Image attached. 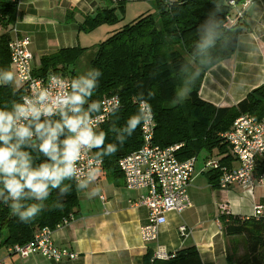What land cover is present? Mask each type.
I'll return each instance as SVG.
<instances>
[{"label": "trees", "instance_id": "16d2710c", "mask_svg": "<svg viewBox=\"0 0 264 264\" xmlns=\"http://www.w3.org/2000/svg\"><path fill=\"white\" fill-rule=\"evenodd\" d=\"M224 0L222 21L234 18L238 5L245 0H233L236 7ZM259 1V0H252ZM123 3L119 4L120 13L124 14ZM155 14L142 16L132 23L124 25L111 37L98 44L89 61L90 68L102 72L99 87L92 99L118 97L120 119L118 126H123L127 118L138 110L140 95L152 108L155 121L153 144L165 149L182 144L176 154L179 161L197 159L201 153L209 157L214 154L219 167L206 174L211 186L218 187L222 173L220 168L232 169L236 161L229 147L221 139V134L230 130L233 122L241 115H251L264 119V85L252 90L243 100L231 107H216L203 101L199 91L209 67L197 81L189 97L181 104H173L175 90L179 86L177 68L188 56L196 37V29L213 8L211 0L176 1L169 7L167 0H153ZM16 3L0 0V23L4 28L14 24ZM72 11L68 10V21L73 20ZM120 20L116 9L103 10L94 17H85L80 30L92 32L101 25H115ZM233 37L226 50H218V65L228 60L236 50L238 37L249 27L242 22L226 29ZM9 37L0 35V68L10 69ZM86 49H61L55 53L40 57L38 68L32 71L36 77L60 74L69 79L77 76L74 67ZM73 67V69H72ZM24 96V89L0 86V106ZM114 117L110 116L99 130L108 132ZM107 142H114L113 134L108 132ZM140 127L119 146L114 156L106 157L100 171L112 174L121 173L118 161L141 147ZM95 151V150H94ZM122 175V174H121ZM254 178L264 177V156L255 161ZM56 192L46 201L47 207L31 223H22L14 216L11 209L0 204V249L13 245L23 246L30 242L35 234L44 228L54 230L78 207V192L73 189L63 198L62 207L56 208ZM219 222L225 236L243 237L246 242V254L239 260L227 257V264H264V221L239 219L232 216H220ZM146 255L143 264H201L195 248L183 250L166 261L152 260Z\"/></svg>", "mask_w": 264, "mask_h": 264}, {"label": "crops", "instance_id": "0c3cea01", "mask_svg": "<svg viewBox=\"0 0 264 264\" xmlns=\"http://www.w3.org/2000/svg\"><path fill=\"white\" fill-rule=\"evenodd\" d=\"M121 3L125 15L129 6L141 4V12L135 20L153 14L143 11L146 3L154 8L153 0H17L15 22L6 28L0 23V35L7 34L9 39L14 36L29 39L34 70L43 55L74 48L86 49L84 55L111 37L123 26L116 29L118 25H101L92 32H84L79 27L86 16L94 17L107 9H116V16L123 20L124 14L118 7ZM68 10L73 13L72 21L66 17ZM243 23L249 31L238 37L236 50L228 60L206 73L199 91L203 101L216 107L235 106L252 90L264 85V0L252 1ZM241 81L246 82L243 88L239 86ZM200 155H203L201 159ZM200 155L188 189L192 207L167 214L156 242L143 243L139 233L148 223L149 210L134 204L146 191L128 190L121 173L100 171L95 185L100 188L99 195L88 199L83 192H78V207L70 214L73 220L54 229L52 234L56 246L77 254L75 260L54 263L37 254L22 260L7 257L4 252L0 259L4 264H143L148 254L155 260L158 248L172 258L183 250L195 248L201 264H227L228 256L243 257L245 239L225 236L219 217L243 219L250 216L254 204L264 203V185L255 186L251 191L239 185L214 188L208 182L209 170L205 163L216 156ZM237 166L235 162L233 168ZM181 226L191 231L188 237H181L178 231Z\"/></svg>", "mask_w": 264, "mask_h": 264}, {"label": "clouds", "instance_id": "9594fccd", "mask_svg": "<svg viewBox=\"0 0 264 264\" xmlns=\"http://www.w3.org/2000/svg\"><path fill=\"white\" fill-rule=\"evenodd\" d=\"M213 8L196 29V39L188 56L177 68L180 81L173 104L183 103L202 73L215 66L218 50L232 43L221 19L224 0H211ZM169 7L176 0H167ZM252 55V53H249ZM102 72L90 68L70 80L51 74L47 87L35 88L31 95L0 106V204L9 207L22 223H31L47 207L56 192L54 207H62L63 198L73 189L88 199L99 195L96 182L106 157L114 156L119 146L141 125L153 120L150 103L140 95L139 107L123 126H118L120 103L108 106L92 97L99 87ZM0 86L18 87L16 73L0 68ZM241 88L246 86L241 81ZM114 117L108 132L98 129L99 113ZM94 154L82 161L89 153Z\"/></svg>", "mask_w": 264, "mask_h": 264}, {"label": "built area", "instance_id": "2783aa9c", "mask_svg": "<svg viewBox=\"0 0 264 264\" xmlns=\"http://www.w3.org/2000/svg\"><path fill=\"white\" fill-rule=\"evenodd\" d=\"M9 1L17 2V0ZM251 3L252 0H245L239 4L236 16L226 19L225 28L230 29L242 22ZM229 5L236 7L233 0L229 1ZM13 32L16 33L15 30ZM29 45V39L20 36H14L7 45L10 53V69L16 73L19 81L18 88L24 89V96L31 95L35 88L47 87L51 75L36 77L32 74L33 58L29 53ZM61 76L65 80H70L68 77ZM115 99L118 97L104 98L102 102L108 106L110 102L114 103ZM99 115L105 118L99 121L98 129L110 117L103 111ZM154 130V118L147 126L141 125V147L121 158L117 164L128 190L146 191V194L134 204L135 206H145L149 210L148 223L139 232L140 238L145 244L156 242L160 227L166 223L167 214L180 213L192 207L188 189L194 177L196 164L195 158L183 162L178 160L176 154L182 144L165 149L154 145ZM220 136L228 145L230 154L236 159L238 166L233 169L220 168L222 176L219 186L225 189L231 185H239L251 191L255 186L264 185V177L257 179L253 177L255 161L264 156V119L241 115L233 122L230 130ZM93 154L94 150L93 153L84 157L82 164H86ZM218 167L219 164L215 159H208L205 163V168L208 170L218 169ZM100 199L103 200V197ZM249 218L264 221V203L254 204L251 215L245 219ZM72 220V215H69L55 229L66 226ZM53 231L44 228L37 232L27 244L9 246L4 249V253L7 257L15 256L22 260L34 254L54 263L75 260L77 254L56 246L52 237ZM178 231L184 238L191 233L186 226L179 227ZM171 258L161 248L156 249L154 253L155 260ZM0 264H4L3 259H0Z\"/></svg>", "mask_w": 264, "mask_h": 264}, {"label": "rangeland", "instance_id": "374dc122", "mask_svg": "<svg viewBox=\"0 0 264 264\" xmlns=\"http://www.w3.org/2000/svg\"><path fill=\"white\" fill-rule=\"evenodd\" d=\"M143 11H148L150 13L155 14V10L154 8H152V6L149 3L145 4V8ZM139 12H141V4H136L134 6H129L128 7V11H127V15H123V20H121V18L119 19L120 22H118L115 25L116 29L131 23L132 21H134L139 15ZM102 40V39H101ZM94 53V49H89L77 62L76 66L74 67L75 72L77 73V75L83 74L84 72H86L88 69H90L89 67V60L92 58ZM73 69V67H72ZM201 157H199L200 159L202 158L203 155H200ZM200 162V161H199ZM4 248L0 249V258L3 255L4 252ZM235 260H239V257H235Z\"/></svg>", "mask_w": 264, "mask_h": 264}]
</instances>
